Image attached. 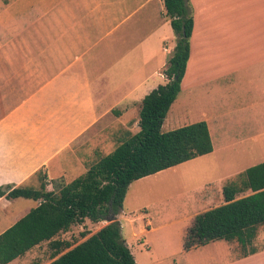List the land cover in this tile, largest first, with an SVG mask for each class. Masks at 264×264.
Here are the masks:
<instances>
[{"label": "crops", "instance_id": "crops-1", "mask_svg": "<svg viewBox=\"0 0 264 264\" xmlns=\"http://www.w3.org/2000/svg\"><path fill=\"white\" fill-rule=\"evenodd\" d=\"M150 2L153 8L141 14ZM190 3L194 25L180 92L225 78L218 83L229 102L227 108L205 112L177 126L206 121L214 151L216 142L227 139V147L234 142L228 136L227 122L221 123L219 118H223L222 113L229 116L234 111L230 103H234V98L237 102L234 87L241 67L253 68V75L264 76V55L242 59L239 48L233 45L235 39L238 41L234 32L227 44L231 49L224 51L222 44L214 43L208 33L212 28V19L208 18L210 2L190 0ZM217 11L213 9L211 14ZM262 30L264 27L254 25L251 36L254 39L257 34L262 36ZM175 43L162 0H0V186L33 185L32 179L39 169L46 181L66 179L67 154L81 158L84 172L89 163L85 152L96 153L98 144L91 147V143L98 136L113 134L112 128L117 126L121 133L110 140L118 144L121 134L137 132L141 101L153 88L167 81L163 70ZM113 66L116 78L111 77ZM17 198L0 195V213ZM37 203L33 200L25 208L19 207L17 214L10 211L14 218L11 224ZM196 205L189 200L190 210L180 218L187 221L178 232L184 252L180 264H264V238L258 237L260 225L244 246L236 239H219L227 242L222 244L226 253L213 261L201 252L208 250L209 243L219 240L183 249L185 233L199 213ZM130 221L135 222L132 218ZM139 225L138 232L133 228V236L160 228L150 227L149 220ZM121 234L126 241L122 225ZM159 244L163 245V239ZM146 245L148 252H152L148 239ZM196 250L200 253H194Z\"/></svg>", "mask_w": 264, "mask_h": 264}, {"label": "trees", "instance_id": "trees-1", "mask_svg": "<svg viewBox=\"0 0 264 264\" xmlns=\"http://www.w3.org/2000/svg\"><path fill=\"white\" fill-rule=\"evenodd\" d=\"M162 1L176 43L163 70L167 81L141 101L139 130L121 134L112 151L89 162L77 177L69 181L58 178L53 189H47L42 169L35 172L40 179L38 186H0V195L7 199L38 201L0 233V264H8L43 241H49L55 255L59 254L47 264H137L116 219L130 184L213 150L204 120L162 130L167 112L181 90L194 25L189 0ZM222 194L224 203L195 215L185 233L183 249L219 239H236L243 246L252 240L257 226L264 223V161L247 167L237 179L227 182ZM110 215L115 216L108 221ZM86 219L108 222L72 247L67 240L54 239ZM63 249L67 250L62 252Z\"/></svg>", "mask_w": 264, "mask_h": 264}, {"label": "rangeland", "instance_id": "rangeland-1", "mask_svg": "<svg viewBox=\"0 0 264 264\" xmlns=\"http://www.w3.org/2000/svg\"><path fill=\"white\" fill-rule=\"evenodd\" d=\"M208 1L210 2L208 18L212 19L211 23L210 20L207 21L212 27L208 33L214 39V43L222 44L224 51L230 50L231 47L227 48V44L231 33L234 32L238 41L235 39L233 45L234 48H239L242 59L253 58L257 54L264 55V30L261 31L262 36L256 35V39L251 36V27L254 25L264 27V0ZM152 3H148L141 10V14L142 11L152 9L154 6ZM191 9L193 10L192 6ZM213 9L215 11L218 9L217 14H211ZM252 69L241 67L238 73L239 80L234 87V95L238 93L237 102L234 98V103H230L234 105V111L230 112L231 115L228 113L229 116H224L222 113L223 118H219L221 123L227 122L228 136L234 140L229 147H227L229 145L227 139L224 142H216L215 150L209 154L187 160L131 183L120 213L123 218H119L117 214L116 219L122 225L123 236L137 264H180L184 252H182V238L178 232L187 225V221L180 218L190 210L189 200L197 203V212L219 205L223 202L222 188L227 182L237 179L247 167L264 161V76L257 75L258 73L253 75ZM114 71L113 66L111 77L116 78ZM154 79L161 81L158 76H154ZM225 80V78L211 80L205 85H197L179 92L177 100L167 112L162 130L177 128L179 127L177 124L199 117L205 112H215L221 107L227 108L229 97L221 92L218 83ZM112 129H115L113 134L98 136V139L91 143V147L98 144V148L96 153L92 150L85 152L88 162H93L99 156L114 149L117 143L113 144L110 139L117 137L121 132L117 126ZM213 137L217 138L216 134H213ZM67 155L66 176L72 179L83 172L84 164L81 158ZM67 178L63 180L67 181ZM57 180L58 178L47 180V188H55L58 184ZM39 182L38 175H35L32 184L38 186ZM32 203V199L22 197L17 198L11 206L3 207L5 210L0 213V232L14 221L10 211L17 214L16 209L25 208ZM130 218L135 222L132 223ZM148 220L150 227L160 226V228L147 234L133 236V228L138 232L139 223L145 224ZM107 222L104 220L94 223L86 219L83 223L74 224L68 230L58 233L54 239L67 240L72 247ZM263 227L264 225L260 224L258 237L261 235L264 238ZM83 233L86 235L83 236ZM147 239L152 244V252L147 250L149 248L146 245ZM161 239L163 245L159 244ZM226 243L223 240L209 243L206 246L208 250L201 253L207 254L213 261L218 259L219 255L224 256L226 252L223 245ZM66 250L63 249L62 252ZM55 253L49 241H43L8 264H47L59 255ZM194 253L199 254L200 250Z\"/></svg>", "mask_w": 264, "mask_h": 264}, {"label": "water", "instance_id": "water-1", "mask_svg": "<svg viewBox=\"0 0 264 264\" xmlns=\"http://www.w3.org/2000/svg\"><path fill=\"white\" fill-rule=\"evenodd\" d=\"M114 216H115V215H112L111 217H109V218H108V221L113 220V219H114Z\"/></svg>", "mask_w": 264, "mask_h": 264}]
</instances>
